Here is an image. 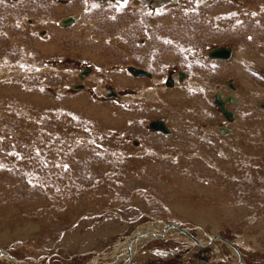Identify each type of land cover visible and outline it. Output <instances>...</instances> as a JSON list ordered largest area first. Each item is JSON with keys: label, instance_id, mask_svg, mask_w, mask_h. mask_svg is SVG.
I'll return each mask as SVG.
<instances>
[{"label": "rangeland", "instance_id": "374dc122", "mask_svg": "<svg viewBox=\"0 0 264 264\" xmlns=\"http://www.w3.org/2000/svg\"><path fill=\"white\" fill-rule=\"evenodd\" d=\"M169 224L264 264V0H0V264L199 261Z\"/></svg>", "mask_w": 264, "mask_h": 264}, {"label": "bare ground", "instance_id": "6f19581e", "mask_svg": "<svg viewBox=\"0 0 264 264\" xmlns=\"http://www.w3.org/2000/svg\"><path fill=\"white\" fill-rule=\"evenodd\" d=\"M140 1V0H139ZM27 7V6H26ZM28 11V10H27ZM22 20V19H21ZM77 19L76 18H68V20H64L65 22H66V24H68L70 21H76ZM34 21V20H33ZM37 22V21H36ZM34 26V25H33ZM32 27V26H31ZM8 28V27H7ZM17 30V29H16ZM21 30V29H20ZM15 31V30H14ZM49 32V31H48ZM17 36V35H16ZM31 41V40H30ZM227 48H229V47H227ZM230 50H231V48H229ZM212 52V51H211ZM211 52L209 53V56H210V54H211ZM129 53V52H128ZM231 56H232V50H231ZM231 56L230 57H228L229 59L231 58ZM214 58V57H213ZM228 58H225V59H228ZM217 59H219V58H217ZM221 59V58H220ZM136 68H139V67H136ZM139 69H143V68H139ZM85 72H86V70H85ZM131 74H133L131 71H129ZM183 72V71H182ZM90 74V73H89ZM152 74V73H151ZM134 75V74H133ZM134 76H137V75H134ZM137 77H143V76H137ZM144 77H147V76H144ZM150 77V76H149ZM151 77H153V74H152V76ZM186 78V74H185V77L183 78V79H181V80H184ZM178 79L177 78H174V81H175V85H176V87H180V85L182 84L183 85V83H181V82H179V80L177 81ZM154 82H156V80L154 81ZM171 86H174V85H171ZM170 86V87H171ZM175 87V88H176ZM182 87V86H181ZM153 89V88H152ZM152 93H154V94H157V90L156 89H154V90H152ZM153 96V95H152ZM227 108V107H226ZM165 122V121H164ZM165 124H166V122H165ZM166 127L168 128V126H167V124H166ZM169 129V128H168ZM165 133V132H164ZM167 133H170V130H168V132ZM162 135V134H161ZM164 135V134H163ZM177 136V138L179 137V136H182V135H178V134H176ZM203 135V134H202ZM165 136H167V135H165ZM164 138V137H163ZM152 139V138H151ZM182 139V138H181ZM139 140V139H138ZM166 140V139H165ZM181 143V142H180ZM95 145V144H94ZM175 145V144H174ZM159 146H160V144H159ZM184 146V145H183ZM145 150V149H144ZM188 184V183H187ZM193 186H194V184L193 183H191ZM184 185H186V184H184ZM189 185V184H188ZM187 185V186H188ZM210 186V185H209ZM208 186V187H209ZM196 188H197V186H196ZM211 188V187H210ZM198 189V188H197ZM202 189V188H201ZM200 190V189H199ZM209 192H211V191H209ZM212 193V192H211ZM208 194V193H207ZM212 195V194H211ZM210 195V196H211ZM223 195V194H222ZM220 196V195H219ZM217 200V199H216ZM224 200H225V198H224ZM223 200V201H224ZM232 208V207H231ZM238 209V208H237ZM205 210V209H204ZM208 211V210H207ZM224 212V211H223ZM188 213V212H187ZM202 214V213H201ZM210 215V214H209ZM204 216V215H203ZM228 219V218H227ZM228 221V220H227ZM202 223V222H201ZM162 227H164V225L162 226ZM178 229V230H180V231H183L185 234H187L188 236H190L192 239H193V241H196V243L197 244H199V245H204V246H206V245H209V244H214V237H213V235H208V234H204V231H203V234H202V238H198V237H195V236H193V235H191L192 233L191 232H189L188 230H186V229H184V228H181V227H179L178 225H174V224H169V225H167V226H165V230H167V229ZM140 231H142V230H139V232ZM198 231H200V230H198ZM153 232V231H152ZM156 232V231H155ZM207 232V231H206ZM141 234V233H140ZM139 234V235H140ZM155 234V233H154ZM157 234V233H156ZM137 235V234H136ZM146 235V234H145ZM200 235V234H199ZM198 235V236H199ZM218 235V234H217ZM220 235V234H219ZM136 237V236H135ZM153 237H157V236H155V235H153ZM206 238V240H207V242L205 241L204 242V240H205V238ZM218 237V236H217ZM220 237V236H219ZM137 238V237H136ZM147 237L146 236H144V237H139L137 240H141V241H143V240H145ZM216 238V237H215ZM149 239V238H148ZM217 240V239H216ZM221 242H222V244L221 245H226V248L235 256V257H237V255L239 256V258L241 259V256H242V252H241V250L239 249V247L237 246V243L235 242V243H232V242H230V241H227L226 239H224V238H220L219 239ZM218 240V241H219ZM138 243V242H137ZM137 245V244H136ZM139 245H140V243H139ZM138 245V246H139ZM134 246V245H133ZM219 247V246H218ZM130 248H131V250H130V252H132V246H130ZM136 248V247H135ZM221 248H223V247H221ZM133 251H135V250H133ZM0 256H6V253L3 251H1L0 250ZM9 258L10 257V255H8L7 254V256H6V258ZM14 258V257H13ZM12 259V258H11ZM126 259V258H125ZM13 264V263H12ZM238 264V263H237ZM241 264H242V261H241Z\"/></svg>", "mask_w": 264, "mask_h": 264}, {"label": "water", "instance_id": "95a60500", "mask_svg": "<svg viewBox=\"0 0 264 264\" xmlns=\"http://www.w3.org/2000/svg\"><path fill=\"white\" fill-rule=\"evenodd\" d=\"M210 56L214 57V58L225 59V58H228V57L231 56V50L229 48H227V47H217L214 50H212ZM129 71H131L134 75H137V76H147V77H149V76L151 77L152 76V74L149 71L144 70V69H139V68H136V67H130ZM184 77H185V73L180 71V78L183 79ZM166 84L168 86L174 85V79L172 77V73H170V75L168 76V78L166 80ZM109 94L110 95H115L116 93L111 91ZM215 103L218 105V107L221 109L223 115L228 120H233V116H234L233 112L230 111L228 108H226V106L224 105V103H223V101L220 98V95L218 93L215 95ZM151 127L154 130L162 131V132H165V133H167L168 130H169L166 127V124H165V122L163 120H158V121L153 122L151 124Z\"/></svg>", "mask_w": 264, "mask_h": 264}, {"label": "crops", "instance_id": "0c3cea01", "mask_svg": "<svg viewBox=\"0 0 264 264\" xmlns=\"http://www.w3.org/2000/svg\"><path fill=\"white\" fill-rule=\"evenodd\" d=\"M103 1H104V0H103ZM173 1H178V0H173ZM213 50H214V49H213ZM231 50H232V56H231L230 59L234 60L235 50H233L232 48H231ZM219 61H222V60H219ZM214 63H215V62H214ZM129 68H130V67H129ZM129 68H128V69H129ZM128 69H127V70H128ZM128 71H129V70H128ZM149 72H150V71H149ZM150 73H151V72H150ZM184 73L186 74V79H185L184 81L188 82V81L190 80V77H189L188 73H186V72H184ZM166 78H167V77H166ZM166 78H165V80H167ZM174 78H177V79L179 80V82H181V79H180V72H179V71L175 74V76L173 77V79H174ZM165 80H164V81H165ZM178 80H177V81H178ZM158 81H159V82H158ZM158 81L155 82L156 85H158V84H163V82H164V81H160V80H158ZM184 81H183V82H184ZM186 82H185V83H186ZM174 83H175V81H174ZM155 84H153V85H155ZM165 84H166V81H165ZM174 87H176V85H175ZM174 87H173V88H174ZM176 88H178V87H176ZM154 89H155V88L153 87V90H154ZM174 89H175V88H174ZM174 89H173V90H174ZM156 90H157V89H156ZM220 98H221V96H220ZM228 98H231V97H230V96H227V95H224V99H222V98H221V99H222V101L225 103V102H226L225 99H228ZM230 111H231V110H230ZM232 112H233V111H232ZM233 114H234V117H235V113H234V112H233ZM166 124H168V123H166ZM239 124H240V120H239V119H238V120L236 119L235 126L233 125L234 128L230 129V128H228V127H223V128H222V127H218V130L220 131L221 134H226V135H228L229 133H231V134L233 133L232 135L237 136L238 133L236 132L235 128H236L238 131H241V132H242V130L240 129V126H238ZM167 126H168V125H167ZM168 128H169V130L171 131L172 128L170 129L169 126H168ZM172 131H173V129H172ZM173 134H174V131H173ZM176 134H178V133H176ZM178 135H179V134H178ZM229 135H230V134H229ZM181 138H182V136H179V137H178V139H181ZM252 138H255V137H251V136L248 137V139H252ZM182 139H183V138H182Z\"/></svg>", "mask_w": 264, "mask_h": 264}, {"label": "flooded vegetation", "instance_id": "af4514ba", "mask_svg": "<svg viewBox=\"0 0 264 264\" xmlns=\"http://www.w3.org/2000/svg\"><path fill=\"white\" fill-rule=\"evenodd\" d=\"M101 1H103V0H101ZM192 233V232H191ZM136 238V237H135ZM210 245H212V244H209V245H206V246H202V245H199L198 247H200V248H202V253L200 254V256H199V261L198 260H195V261H192V262H188V263H186V262H177V264H220L221 263V261L219 260V261H216L215 259H212V258H210V257H208L207 255H205V249L208 247V246H210ZM225 247H226V245H225ZM131 261H130V264H133V261H132V259H130ZM241 261H242V264H244L243 263V260H242V256H241V259L239 258V256L237 255V257H236V262L237 263H239V264H241ZM128 262V261H127ZM224 262H227L226 260H224ZM123 264H125V262H122ZM135 263V262H134ZM224 264H226V263H224ZM235 264V263H234Z\"/></svg>", "mask_w": 264, "mask_h": 264}]
</instances>
